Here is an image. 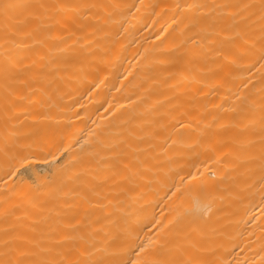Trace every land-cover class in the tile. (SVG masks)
I'll return each instance as SVG.
<instances>
[{"label":"bare ground","instance_id":"1","mask_svg":"<svg viewBox=\"0 0 264 264\" xmlns=\"http://www.w3.org/2000/svg\"><path fill=\"white\" fill-rule=\"evenodd\" d=\"M262 53L264 0H0V264H264Z\"/></svg>","mask_w":264,"mask_h":264},{"label":"snow or ice","instance_id":"2","mask_svg":"<svg viewBox=\"0 0 264 264\" xmlns=\"http://www.w3.org/2000/svg\"><path fill=\"white\" fill-rule=\"evenodd\" d=\"M7 7L8 6L6 5L5 8ZM260 59L264 61V53L261 54ZM29 159V156H21L18 160V163L26 164ZM14 167L15 165H13V168ZM9 171L11 172V175H17V173L13 171L12 168H10ZM125 255L127 258L117 261L116 264H160L159 261L150 258V254L146 253V246L143 244H133V246L125 253Z\"/></svg>","mask_w":264,"mask_h":264}]
</instances>
